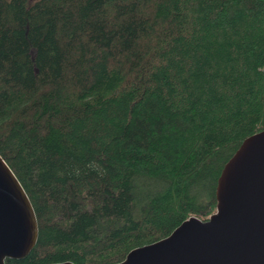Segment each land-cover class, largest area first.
<instances>
[{
  "label": "trees",
  "instance_id": "1",
  "mask_svg": "<svg viewBox=\"0 0 264 264\" xmlns=\"http://www.w3.org/2000/svg\"><path fill=\"white\" fill-rule=\"evenodd\" d=\"M264 128V0H0V155L38 237L7 264H107L215 210Z\"/></svg>",
  "mask_w": 264,
  "mask_h": 264
},
{
  "label": "water",
  "instance_id": "2",
  "mask_svg": "<svg viewBox=\"0 0 264 264\" xmlns=\"http://www.w3.org/2000/svg\"><path fill=\"white\" fill-rule=\"evenodd\" d=\"M215 196L207 218L189 215L167 235L107 264H264V128L247 135L225 161ZM37 237L30 197L0 155V264L24 257Z\"/></svg>",
  "mask_w": 264,
  "mask_h": 264
}]
</instances>
